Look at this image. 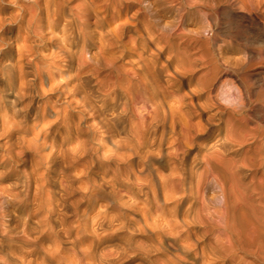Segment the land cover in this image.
<instances>
[{
	"label": "bare ground",
	"instance_id": "bare-ground-1",
	"mask_svg": "<svg viewBox=\"0 0 264 264\" xmlns=\"http://www.w3.org/2000/svg\"><path fill=\"white\" fill-rule=\"evenodd\" d=\"M52 39L67 71L46 53ZM42 72L57 95L31 108ZM0 80L22 118L31 108L40 129L57 126L46 160L61 196L37 204L63 232L37 254L51 215L31 224L29 191L21 202L0 186V264H113L129 251L140 264H264V0H0ZM26 131L5 144L4 171ZM23 174L41 195L46 175Z\"/></svg>",
	"mask_w": 264,
	"mask_h": 264
},
{
	"label": "rangeland",
	"instance_id": "rangeland-1",
	"mask_svg": "<svg viewBox=\"0 0 264 264\" xmlns=\"http://www.w3.org/2000/svg\"><path fill=\"white\" fill-rule=\"evenodd\" d=\"M2 6L5 8L3 10V14L6 18L11 16V12H13L15 5L9 4V2H2ZM5 31L7 34V37H10L13 39V36H15L16 33V26L15 24L11 23V21L5 22ZM210 31H207L206 38H210ZM15 43H13V49H15ZM56 45L57 41L55 40H49L47 42L46 47V53L53 54L56 53ZM50 61L53 62L54 66L57 67L60 71H67L66 62L62 60V56H57V54H53L50 56ZM7 80H0V85L2 87L3 92L1 93L0 98V186H2L5 190V194L8 196L17 194V201L23 202V200L26 197V190L29 191V198L27 202V208L29 209V215L31 216V224H36L35 226L40 225L46 218L47 214H49V211L46 213V208H39L37 201H39L40 197L47 199V197L51 194V192H54L55 197L59 198L61 196L59 192V188L57 184L55 185V182H51L53 178L56 176V171L53 170V168H49L48 166L51 165V163H47L46 156L51 151V146L55 145V147H60V135L54 132L55 128L57 126H53L51 128H43L40 129L42 126V117H39L37 119H33V110L31 108H35L36 104L39 103L40 106H43V101L45 100H53L55 95H57L56 90H50V79L47 78V75L45 72H42L41 76L36 78L35 80H32V87L30 90L31 95H27L26 98L32 101V105L29 112L27 113V117L22 118V111L23 110V103L21 99H17L14 92L8 87L7 88ZM41 89L37 92H35V88ZM43 89L45 91H43ZM11 100H14V106L15 109L18 112L17 116H14L13 113L10 111L11 106L10 102ZM41 112L42 107H41ZM46 113V120H54L55 115L52 111H47ZM8 116L9 122H4L3 115ZM22 120L21 122H16L13 124L12 122H15V120ZM33 123V124H32ZM21 131H27L24 132V138L25 141L22 143L24 152L21 154V159L18 162H11V170L5 169V158L4 155V148L5 144L9 140V138H15L18 134V130ZM38 134L37 136H35ZM42 145V147H40ZM36 146L38 149L36 150ZM53 163V162H52ZM23 170H27L30 172L31 177H39L42 175H46L47 181L42 183L43 190L41 191V195H38L35 189L36 182H32L30 184V188H27L24 186L23 183L19 182V179L21 180L23 177ZM4 171V172H2ZM23 184V185H22ZM9 207V206H8ZM11 208V207H9ZM82 208V205L80 206ZM51 219L49 223H46L44 225H40L41 227H38V231L36 233H33L32 236L36 238V244L39 247V254L40 256L44 255L45 251H43L40 247L47 248L50 245L52 246L54 242L63 236V232L61 230V227L55 223V221L58 219V214L52 213ZM71 218V217H70ZM37 222H39L37 224ZM14 225L17 224V220L13 222ZM13 225V224H12ZM74 233L72 232L69 238L74 237ZM125 234V233H123ZM82 243L85 246H88L92 241H94L93 237L89 233H84ZM0 236V240H1ZM63 239H66L63 237ZM0 245H2L0 241ZM70 244L67 242H62L60 244V249L63 250L64 248L68 247ZM15 248H18V246H13ZM120 253H117L115 255V261L113 264H140L141 260L134 254L126 252L125 257H120ZM122 254V253H121ZM119 258V259H118ZM117 259V260H116Z\"/></svg>",
	"mask_w": 264,
	"mask_h": 264
}]
</instances>
